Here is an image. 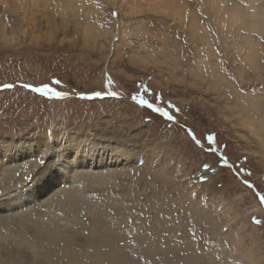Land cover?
<instances>
[{
	"label": "rangeland",
	"instance_id": "374dc122",
	"mask_svg": "<svg viewBox=\"0 0 264 264\" xmlns=\"http://www.w3.org/2000/svg\"><path fill=\"white\" fill-rule=\"evenodd\" d=\"M81 1L65 15L0 2L15 38L0 39V136L37 144V168L58 142L127 140L137 160L87 194L146 226L166 218L216 264H264V24H233L212 0H169L164 15L159 0Z\"/></svg>",
	"mask_w": 264,
	"mask_h": 264
},
{
	"label": "bare ground",
	"instance_id": "6f19581e",
	"mask_svg": "<svg viewBox=\"0 0 264 264\" xmlns=\"http://www.w3.org/2000/svg\"><path fill=\"white\" fill-rule=\"evenodd\" d=\"M1 1L14 12L33 9L41 2L63 15L84 4L81 0ZM247 1L249 9L242 14L240 9L227 8V0H212L217 14L227 21L260 27L264 5H259V0ZM168 3L159 0L150 10L162 12ZM5 27L0 21V39L14 42V37H5ZM10 33L15 34V30ZM58 145L56 152L62 150V154H53L37 168V144L32 150L33 146L24 145L22 140L0 136V264H181L183 260L185 264H216L208 253H198L193 233L170 230L162 216L146 226L147 220L136 221L135 213L122 199L89 195L88 187L82 189L83 182L103 184L120 165L137 160L127 140L82 135L70 145L64 143L63 149L61 142ZM36 168L30 178V171ZM152 228L162 239L159 245ZM161 252L163 259L153 256Z\"/></svg>",
	"mask_w": 264,
	"mask_h": 264
}]
</instances>
